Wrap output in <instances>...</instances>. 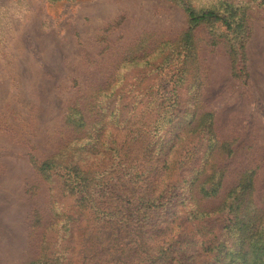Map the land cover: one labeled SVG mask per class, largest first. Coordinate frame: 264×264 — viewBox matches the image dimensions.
I'll use <instances>...</instances> for the list:
<instances>
[{"label": "rangeland", "instance_id": "1", "mask_svg": "<svg viewBox=\"0 0 264 264\" xmlns=\"http://www.w3.org/2000/svg\"><path fill=\"white\" fill-rule=\"evenodd\" d=\"M247 175L264 228V0H0V264H206Z\"/></svg>", "mask_w": 264, "mask_h": 264}, {"label": "trees", "instance_id": "2", "mask_svg": "<svg viewBox=\"0 0 264 264\" xmlns=\"http://www.w3.org/2000/svg\"><path fill=\"white\" fill-rule=\"evenodd\" d=\"M190 23L195 25L204 21H221L220 17L214 10H203L196 14L190 8L185 9ZM227 29L231 28L230 23H226ZM52 163L44 162L39 166L41 171L49 170ZM218 184H210L200 187L198 195L202 197H211L217 193ZM252 188L251 176L247 175L244 182L234 190L235 198L232 202L226 203L228 208L234 214V223L237 230L240 231L236 243L232 247H227L224 240L208 239L203 244L206 245L205 251L212 254L211 260L206 264H264V228L257 224V216L249 210L250 202L246 200V195L250 193ZM250 195V194H249ZM219 246L225 247L222 257L220 255ZM217 248V250H216ZM228 248V249H226Z\"/></svg>", "mask_w": 264, "mask_h": 264}]
</instances>
